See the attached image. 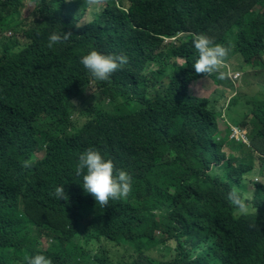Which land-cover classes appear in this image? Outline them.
<instances>
[{
  "label": "trees",
  "instance_id": "16d2710c",
  "mask_svg": "<svg viewBox=\"0 0 264 264\" xmlns=\"http://www.w3.org/2000/svg\"><path fill=\"white\" fill-rule=\"evenodd\" d=\"M128 1L127 12L113 2L81 24L84 0H0V264L36 254L53 264H264V101L230 122L250 127L243 144L223 117L241 97L227 101L231 78L217 79L224 91L213 97L189 88L206 78L193 34L230 44L226 64H262L264 0ZM63 31L74 35L49 48ZM92 50L129 63L96 81L80 63ZM89 86L101 98L87 100ZM107 96L123 102L108 111ZM89 147L133 177L130 195L104 209L75 172ZM57 186L68 201L49 195ZM233 188L247 215L227 200ZM171 246L179 254L167 261Z\"/></svg>",
  "mask_w": 264,
  "mask_h": 264
},
{
  "label": "clouds",
  "instance_id": "9594fccd",
  "mask_svg": "<svg viewBox=\"0 0 264 264\" xmlns=\"http://www.w3.org/2000/svg\"><path fill=\"white\" fill-rule=\"evenodd\" d=\"M113 2L125 12L128 11L130 6L128 0H84V3L88 5L86 17L90 15L92 18L91 8H95L93 12L101 11L106 5ZM86 22L88 21H83L81 24ZM77 27L79 26L77 25ZM73 35L74 34L71 31L52 33L48 38L47 46L52 48L54 45L67 42ZM167 41L169 42L171 40H166V42ZM192 42L198 53V59L193 64L195 72L197 74H203L206 77L195 81L192 84L204 79H209L213 77V75L216 76V79L220 80H223L226 77L228 79L231 78V80L233 79L231 73L233 71L229 69L230 65H228V63L226 64L232 51L230 44L226 45L218 43L216 42L215 37L203 32L193 34ZM80 63L88 71L92 79L106 82L110 80L113 73L122 70L129 63V58L126 55H105L99 51L92 50L81 57ZM225 67L226 72L223 70ZM235 73L236 72H233V74ZM214 82L218 87L217 81L214 80ZM191 85L189 86L190 89ZM89 89L93 92L91 99L96 100L101 98L100 92H96L97 89H92L91 86H89ZM122 102L123 100L120 98L113 100L109 96L103 97L102 99L103 105L110 106L107 109L108 111H112L114 106L121 105ZM246 135L247 132L243 127L231 126L230 139H236L243 144H248V135ZM33 165L34 161L32 159H26L22 162V167L25 169L31 168ZM75 172L77 176H82V188L86 194H91L94 197L96 204L100 209L110 206L111 201H118L127 198L133 190V177L131 174L123 169L117 168L112 159L106 158L105 154L99 149L93 147H89L79 154L78 162L75 165ZM49 195L54 196L58 201H68L70 199L64 186H57L54 192H50ZM227 200L236 212L241 215L248 214L249 206L235 188L228 192ZM250 227L255 228L256 225H250ZM211 243L212 241L210 240L209 244ZM178 254L179 250L176 249L175 246H171L165 260H172L176 255L178 256ZM25 261L26 264H53L52 259L43 254L25 257Z\"/></svg>",
  "mask_w": 264,
  "mask_h": 264
},
{
  "label": "rangeland",
  "instance_id": "374dc122",
  "mask_svg": "<svg viewBox=\"0 0 264 264\" xmlns=\"http://www.w3.org/2000/svg\"><path fill=\"white\" fill-rule=\"evenodd\" d=\"M95 8H91V11L93 12ZM99 12V11H97ZM91 13V12H90ZM89 13V14H90ZM92 18L89 15L87 18V21H90ZM7 29L5 30V32ZM13 37V34L11 31H8L5 33V38H11ZM168 42V41H167ZM236 62H239V59L236 57L234 58ZM182 62V61H181ZM235 62V63H236ZM243 62V61H242ZM229 69L236 70V73H232L233 82H235L234 86V93H230L229 96L231 97L236 95V97L241 96L239 100V104L232 107H226L223 112V117L228 121L230 124L231 120H236L237 122H240L245 116V112L252 109L254 105V101H264V61H262V64L256 65V66H247L244 62L243 65L240 67L239 65L234 66L233 64H228ZM218 81L215 77H211L209 79H204L202 81L196 82L191 85V93L193 96L196 97H213L214 94L217 92L220 93V91H224V88H218L216 83L214 82ZM231 91V90H228ZM93 92L89 87L84 91V96L87 100H90L92 97ZM228 95V94H227ZM228 98L227 101H230L231 98ZM227 99V98H226ZM223 103L225 101H222ZM243 117V118H242ZM232 126V124H230ZM244 128V127H243ZM250 127H247V129L244 128V130L249 132ZM246 135V136H247ZM237 152H234V154L238 155V149H236ZM263 171H264V163L262 164ZM259 181L264 182V176L259 179ZM131 249V248H130ZM133 252V250L131 249ZM145 252V250H143ZM147 254V253H146ZM148 256H150L153 260H157L159 257L155 252L148 253ZM138 256L137 254H133L128 260L131 261L132 259H136Z\"/></svg>",
  "mask_w": 264,
  "mask_h": 264
}]
</instances>
